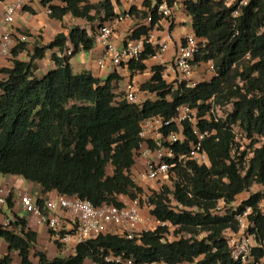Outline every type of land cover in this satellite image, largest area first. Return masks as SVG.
<instances>
[{
    "label": "trees",
    "instance_id": "1",
    "mask_svg": "<svg viewBox=\"0 0 264 264\" xmlns=\"http://www.w3.org/2000/svg\"><path fill=\"white\" fill-rule=\"evenodd\" d=\"M53 1H42L50 9L51 18L63 20L70 14L85 20L91 33L73 26L68 35L60 33L47 45L36 42L33 52L28 41L17 40L6 59L11 66L0 67V175L19 176L38 184L43 196L55 192L87 200L94 207H124L127 200L144 194L132 180L144 119L157 115L170 119L179 106L187 104L198 110L200 120L210 110L208 102L212 99L224 109L225 116L218 123L213 118L199 123L202 129L215 131L204 142L211 167L188 163L177 170L178 179L172 187L165 185L149 197L151 215L177 226L176 234L181 236L176 240L168 239L170 230L165 227L144 233L139 240L105 234L77 245L73 255L66 258L49 260L45 253L36 251L37 264H85L89 259L94 264H115L105 261L111 252L131 257L138 264H239L232 259L225 232L238 230L235 215L246 206L253 209L249 220L254 228L249 232L260 245L254 250L255 258L262 259L264 213L259 205L263 192L244 198L236 212L231 208L224 216L213 212L219 201L228 208L253 185H264V143L260 145V138H264V0H250L238 16L236 4L228 7L225 0H167L171 7L180 4L191 18L193 34L206 41L196 63L213 62L217 75L189 88L186 84H168L162 78L164 68L154 66L151 80L140 89L156 94L158 99L142 106L124 99L119 90L124 77L118 71L103 80L87 71L75 74L70 65V59L81 49L94 47L99 28L119 17L115 8L123 0H102L98 4L60 0L61 5ZM141 2L146 10L132 6L128 14L152 20L149 25H137L127 40L146 41L163 19L157 12L162 0ZM54 49L59 51L52 55L55 68L37 76L35 61ZM24 53L27 60L20 58ZM155 53L145 43L138 61L121 66L132 73H143L145 62ZM234 131L251 140L248 149H242ZM6 202L12 209L13 194ZM37 203L43 205L44 198ZM174 203L183 209L175 210L171 206ZM14 216L19 232L0 226V237L8 245L0 264H12V252L18 253L21 264H33L31 253L38 235L26 220ZM202 234L206 236L200 239Z\"/></svg>",
    "mask_w": 264,
    "mask_h": 264
},
{
    "label": "built area",
    "instance_id": "2",
    "mask_svg": "<svg viewBox=\"0 0 264 264\" xmlns=\"http://www.w3.org/2000/svg\"><path fill=\"white\" fill-rule=\"evenodd\" d=\"M34 1L36 0H4V16L0 25V62L11 56L17 40L19 42L26 41V37L18 35L15 22L17 16ZM138 1L141 0H132L133 3ZM249 1L225 0V3L228 7L236 4L235 16H238L242 7L247 6ZM176 11L177 7L169 6L167 0H162L157 10L159 15L170 24L174 20ZM47 12L50 14V9H47ZM125 18L126 16H119L114 22L99 28L95 41L105 46L104 57L98 62L99 67L105 68L108 62L119 67L133 60L138 61L141 53L145 50V43L150 44L156 50L152 58L164 63L163 54L168 49V44L166 42L154 43L152 34L146 41L144 39L127 40L132 35L131 33L125 39L122 48L117 46L113 41L114 27ZM151 20V17H148L149 23ZM205 47L206 41L198 39L194 34H187L179 41L169 63V70L174 76L173 85L186 84L189 88L196 87L199 83L196 80L197 66H202L210 76L208 80L203 81H210L217 75L213 62L196 63L197 54L200 49ZM68 55H71L70 50ZM122 91L127 102L138 106H142L147 101L158 99L156 94L142 91L132 81L127 83ZM208 103H211L210 110L205 117H199V119L206 118L211 121L213 118L215 123L220 122L225 116L224 109L222 110L221 106L216 105L213 99ZM200 120H198V110L187 104L179 106L176 115L170 119H165L161 115L144 119L140 125V147L136 150V161L141 163L137 179L145 185H149L155 192H159V188L155 185L162 187L177 180V170L180 167H185L188 163L211 167L210 158L204 149V142L214 135L215 131L202 129L199 126ZM187 125H189V134L186 133ZM234 132H236L237 139L242 136L240 131ZM132 180L135 183L136 180L133 177ZM140 200L139 196L135 200H130L124 207L110 204L94 207L87 200L55 194L47 196L44 199V204L40 205L28 193L19 194L20 207L31 216L35 223L45 225L49 229L51 239L59 248L65 247L72 253L75 252L77 245L95 240L105 234L124 237L128 240H139L144 233L156 231L159 227L169 228V230L177 227L170 222H160L156 218L151 220L143 216ZM0 203L4 204L6 200L0 198ZM241 203L242 200H236L228 208H225L226 203L221 200L213 213L224 216L230 208L236 212ZM149 208L152 207L149 206ZM179 208L183 209L182 206ZM259 209L264 213V199L260 203ZM186 210L193 211L189 208ZM252 213L253 209L249 206H246L242 212H237L235 218L238 222V230L225 232L232 259L239 264H262L264 262V257L259 261L255 258L254 250L260 245L256 237L249 232L250 227L254 228L249 220ZM62 214L66 216L67 221L62 217ZM151 218L154 217L151 215ZM17 222L18 220L14 216L7 218L1 226L4 229L19 232V227L15 226ZM101 252L103 253L104 250L102 249ZM105 261L115 264H138L131 257L125 258L114 255L112 252L105 256Z\"/></svg>",
    "mask_w": 264,
    "mask_h": 264
},
{
    "label": "crops",
    "instance_id": "3",
    "mask_svg": "<svg viewBox=\"0 0 264 264\" xmlns=\"http://www.w3.org/2000/svg\"><path fill=\"white\" fill-rule=\"evenodd\" d=\"M42 1L43 0H36L27 6L26 10L17 16L15 22V28L18 35L26 37V41L29 42L31 52H33L34 44L36 42H39L41 45H47L60 33L68 35L69 28L73 26H80L91 33V26L85 20L74 18L70 14L66 15L63 20L51 18L50 14L47 12V6H44ZM101 1L102 0H90L92 4H98ZM52 4L61 5V1L54 0ZM132 6H136L139 11L146 10L141 1L133 3L132 0H123L122 4L120 6H116L115 8L117 15L126 16L122 22L116 24L114 27L113 41L119 48L123 47L125 39L132 33L133 29H135L137 25L150 24L147 19L130 16L128 13ZM178 7L172 24H170L167 20L162 19V21L156 25L150 33L154 36V43L166 42L168 44V49L163 54L164 63H161L158 59L151 57L145 62L147 69L143 73H132L126 66L116 67L110 62L107 63L105 68L101 69L98 62L104 57L105 46L95 41L94 47L91 50L81 49L70 59V65L73 72L75 74H80L87 71L105 80L112 72L118 71V73L124 77L119 89L122 91L125 85L130 81H132L140 89L141 85L151 80L153 76L152 68L154 66H162L164 68L162 72L164 80L168 84H173L174 76L169 70V63L173 58L179 41L185 35L193 34L191 18L183 12L180 8V4ZM3 16L4 5L0 2V25L2 24ZM187 21H189V23ZM68 45H70V43ZM54 53L59 54V51L57 49L48 50L45 58L35 61L34 72L37 76H43L55 68V63L52 60V55ZM20 58L22 60H27L28 57L27 54L24 53L20 56ZM9 66H11V63L8 60L0 62V67ZM140 167L141 163L137 161L132 172L136 169H140ZM20 193H28L35 202H37L40 198L45 199L49 195L56 194L55 192H52L47 196H43L42 188L38 184L25 180L19 176L0 175V198H4L6 200L10 194H13L12 209L9 208L7 202L4 204L0 203V226L3 225L7 218L14 217V215H18L28 222V226L38 235L37 246L31 253V262L33 264L38 263V259L35 257L36 251L45 253L49 260L55 258H66L73 255L70 249H65V247L59 248L51 239L49 229L45 225H38L35 223L34 220L31 219V216L20 207ZM62 217L67 221L64 214H62ZM7 253L8 245L0 237V259L7 255ZM11 257L13 259L12 264H21V259L18 256V253L12 252ZM85 264L93 263L89 259L85 262Z\"/></svg>",
    "mask_w": 264,
    "mask_h": 264
},
{
    "label": "rangeland",
    "instance_id": "4",
    "mask_svg": "<svg viewBox=\"0 0 264 264\" xmlns=\"http://www.w3.org/2000/svg\"><path fill=\"white\" fill-rule=\"evenodd\" d=\"M189 19V18H188ZM189 23V21H187ZM197 70V75H196V80L198 82H201L203 80H208L210 78L209 74L206 73L204 71V68L202 66H197L196 68ZM227 110V107H225ZM240 140V146L242 147V149H248L250 147L251 144V140L250 139H245V138H239ZM264 143V138H260V145H262ZM111 172V169H109V173ZM137 172L138 169L134 170V172H132V177L136 180L135 183L137 184L138 187L142 188L144 194L142 196H140L141 200H140V205H141V213L143 214V216L151 219V220H155V218H151V213H150V204H149V197L151 195H153V193L155 192L154 189H152L149 185H145L144 183H142L141 181H139L137 179ZM174 185V182L170 183L168 186ZM155 187L159 188V191H161L163 189L164 186L160 187L159 185H155ZM257 192H263L264 193V185H260V184H255L253 185L249 191L244 192L243 194L239 195L236 200L237 201H241L246 197H250L252 194L257 193ZM125 200V199H124ZM126 201V200H125ZM127 203L130 202V200L126 201ZM175 210L180 209L178 207V205L176 203L171 205ZM154 222V221H153ZM178 228H171L170 232L168 233V239L170 241L176 240L179 236L181 235H177ZM206 234H202L199 238H203L205 237ZM93 263V262H92ZM94 264V263H93Z\"/></svg>",
    "mask_w": 264,
    "mask_h": 264
}]
</instances>
